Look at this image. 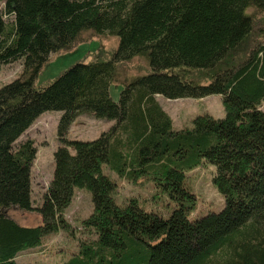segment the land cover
Wrapping results in <instances>:
<instances>
[{"label":"trees","instance_id":"1","mask_svg":"<svg viewBox=\"0 0 264 264\" xmlns=\"http://www.w3.org/2000/svg\"><path fill=\"white\" fill-rule=\"evenodd\" d=\"M3 1L0 67L21 59L22 69L0 86V264H18L20 251L69 226L65 210L75 187L91 192L93 209L82 222L96 239L60 264H264V28L240 50L253 29L246 10L264 9V0ZM87 30L118 36L112 57L78 60L36 86L49 54L69 49ZM136 55L149 70L124 79L114 99L118 64ZM212 93L221 95L224 115L198 114L182 128L156 98ZM52 109L62 110L59 144L36 207L41 222L22 225L3 212L34 208L36 147L19 137ZM81 113L113 123L95 138H68ZM204 162L215 167L212 182L224 204L190 217L196 197L185 172ZM103 165L129 181L151 179L175 206L162 216L136 199L118 204Z\"/></svg>","mask_w":264,"mask_h":264},{"label":"rangeland","instance_id":"2","mask_svg":"<svg viewBox=\"0 0 264 264\" xmlns=\"http://www.w3.org/2000/svg\"><path fill=\"white\" fill-rule=\"evenodd\" d=\"M4 1L0 0V11ZM246 12L253 19V29L241 51L247 45L252 46L264 28V9L255 7L247 8ZM118 45L117 35H96L91 30L83 31L81 38L69 49L51 52L48 60L43 64L35 78V85L42 86L53 80L64 69L78 60L89 61L99 56L111 58ZM245 54V53H244ZM243 54V55H244ZM242 55V56H243ZM22 60L2 64L0 67V86L14 79L21 73ZM146 59L139 55L118 64V84H112L111 95L118 99L123 80L148 71ZM189 75L205 79L203 72L191 71ZM156 98L161 106L172 118L174 128L189 127L192 119L203 113H210L215 117H222L225 113L222 97L219 93H212L201 97L167 98L157 94ZM261 108L264 110V100ZM62 110L52 109L42 112L35 121L21 134L19 140L31 138L36 147L35 158L31 164V201L33 209H21L17 205L3 208V212L22 225H36L41 222V214L36 209L42 202L43 196L49 187L54 169V150L59 144L57 138V124ZM113 119L97 118L89 113L79 114L70 124L67 137L78 139H92L107 129ZM215 167L204 162L185 172L184 184L195 194V205L190 210V217L218 210L224 204V197L212 182ZM103 171L116 184L113 196L118 204H126L131 199H136L138 205L146 210H152L168 216L175 201L155 186L151 179L129 181L119 176L115 171L103 165ZM93 209L91 192L87 188L75 187L70 204L65 210V218L69 226L54 232L45 233L41 241L34 247L20 251L15 260L18 264H60L77 252L82 242L96 239L93 228L87 227L82 220Z\"/></svg>","mask_w":264,"mask_h":264}]
</instances>
